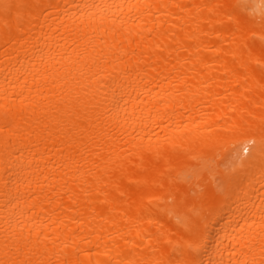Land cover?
Segmentation results:
<instances>
[{
    "label": "bare ground",
    "instance_id": "1",
    "mask_svg": "<svg viewBox=\"0 0 264 264\" xmlns=\"http://www.w3.org/2000/svg\"><path fill=\"white\" fill-rule=\"evenodd\" d=\"M0 264H264V0H0Z\"/></svg>",
    "mask_w": 264,
    "mask_h": 264
}]
</instances>
